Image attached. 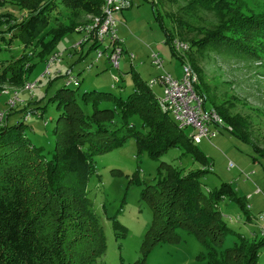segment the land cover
<instances>
[{
  "label": "rangeland",
  "instance_id": "obj_1",
  "mask_svg": "<svg viewBox=\"0 0 264 264\" xmlns=\"http://www.w3.org/2000/svg\"><path fill=\"white\" fill-rule=\"evenodd\" d=\"M151 1H159V5L153 8ZM225 1L248 18L264 17V0ZM55 9L59 11L62 7L57 4ZM156 11L164 27L170 29L173 26L167 16L181 19L189 24V29L193 31L191 35L198 40L206 38L209 30L217 24L211 11L192 6L189 0H132L130 8L124 10L122 15L113 17L116 20L115 33L122 40L120 48L123 50L118 69L110 68L106 60V54L111 50L103 49L108 45L107 41L96 48H89L91 42L75 48L84 37L76 31L65 34L52 47V52L39 62L37 57L41 54L40 47L50 39L45 33L54 30L55 25L48 21L39 41L29 42L19 38L17 28L10 29V25L25 19L27 12L9 0H0V127L23 122L24 126L19 131L22 136L40 149L44 157L50 158L54 152L56 120L63 111L55 99L59 89L66 87L69 92H73L75 105L84 114L91 115V99L87 96L84 98V94L92 91L109 92L112 96L126 100L133 91L132 74L146 83L165 74L181 80L183 65L172 54L170 46L165 45L164 32L153 17ZM58 20L67 26L69 20L82 23L87 18ZM234 48L231 44L219 42L215 49L223 53L231 52ZM200 51L201 47H192L184 60L189 62L199 79L197 86L206 96L205 107L211 110L214 106H223L233 118L245 120L248 141L240 140L229 132L225 124L217 127L219 133L213 140L202 139L199 145H195L197 151L208 160L206 165L195 161L181 146L171 148L157 160L151 159L146 152H139L133 137L122 142L114 151L92 157L95 171L90 174L85 193L94 204V214L102 226L106 245L105 255L95 264H207L204 259L198 260V256L206 251L204 247L182 227L175 229L177 238L174 241L156 244L147 252L142 249V241L153 225L152 207L148 201L142 200V192L146 186H155L165 171L176 175L204 168L207 172L200 176L199 185L205 195H209V191H219L226 185L228 191L230 189L236 197L246 200V208L250 206L248 210L245 208L248 214L226 195L220 201L218 211L222 220L235 233L223 237L222 248H231L237 242L238 234L250 241L247 243H258L260 238L264 239L261 229L263 220L259 218L264 215V159L254 154L255 144L264 150V57L260 56V60L250 63L235 55L228 57L212 51ZM98 52H103L99 59ZM55 54L59 55V60L48 63ZM153 54L163 61V68L152 66L150 57ZM130 55L134 57L131 60ZM14 61H18L17 65L22 69H27L32 63L35 65L28 75L23 76L25 81L21 84L13 85L2 77L7 69L4 65L9 64V68L13 69ZM16 70L11 74H15ZM11 74L8 72L6 75ZM70 77L79 84L69 81ZM28 83H35V88L30 92L25 88ZM150 89L156 99L162 97L163 89L159 85ZM15 92L19 102L10 107ZM114 118L120 121V118ZM128 118L135 130H144L145 124L140 117L133 114ZM183 132L188 136L194 130L187 127ZM77 162L83 163L80 158ZM162 163L169 165L170 170L168 167L163 168ZM229 163L232 166L227 170ZM251 172L254 173L250 175ZM247 175H250L249 179ZM163 185L170 189L172 184L167 182ZM164 197H160V201H164ZM258 264H264V246L259 250Z\"/></svg>",
  "mask_w": 264,
  "mask_h": 264
},
{
  "label": "trees",
  "instance_id": "obj_2",
  "mask_svg": "<svg viewBox=\"0 0 264 264\" xmlns=\"http://www.w3.org/2000/svg\"><path fill=\"white\" fill-rule=\"evenodd\" d=\"M189 1L192 6L211 11L217 19L216 26L209 30L206 38L196 39L191 35L193 31L189 29V24L181 19L167 16L173 24L168 29L164 27L157 11L153 15L164 32L165 45L170 46L172 54L181 64L195 46L201 47L200 53L212 51L222 56L235 55L250 63L260 60V56L264 57V17L248 18L239 9L234 10L231 3L229 5L225 0ZM9 2L27 12L25 19L10 25V29L17 28L19 38L29 42L39 41L48 21L55 25L54 30L45 33L50 39L40 47L41 54L37 59L41 62L65 34L76 31L88 22L75 23L69 20L66 26L58 18L100 16L103 0ZM57 4L63 10L57 11ZM156 4L159 5V1L150 3L153 8ZM176 39L189 45V52L185 56H179L171 46V42ZM219 42L231 44L235 48L231 52L219 53L215 49ZM17 64L18 61H14L13 69L9 68L11 65L5 64L7 69L2 75L13 85L24 82L23 76L28 75L35 66L32 63L27 69H22ZM16 68V73L11 74ZM8 72L11 75H6ZM132 77L133 91L126 100L112 96L109 92H86L83 97L91 99V115L84 114L75 105L73 92H69L66 87L59 89L55 99L63 111L56 120L54 152L50 158L44 157L40 149L22 136L19 131L24 126L23 122L0 127V264H95L103 257L105 237L94 214V204L85 193V186L90 174L95 171L92 157L114 151L130 137L135 139L139 152H146L151 159L157 160L171 148L181 146L195 161L208 164L206 157L197 151L190 138L177 129L171 116L161 111L148 82H143L135 74ZM197 83L195 91L206 102V96ZM211 109L220 116L224 126L231 128V133L240 140L248 141L245 120L233 118L223 106ZM133 114L144 122L142 132L135 130L129 122L128 117ZM114 117L120 118V121H115ZM254 154L264 159V150L256 144ZM79 158L83 163L77 162ZM163 164V168L168 167L170 170L169 165ZM165 172L155 186H146L142 192V200L149 202L153 215V225L142 241L145 252L156 244L174 241L177 238L175 229L182 227L195 236L206 250L202 256H198L200 261L204 259L207 264H258L259 250L264 246L263 238L258 243H247L250 241L238 234L237 242L231 248H222L223 237L234 231L225 226L218 211L219 203L226 195L248 214L245 199L236 197L230 189L227 190L226 185L219 191H209V195H205L199 185L200 176L207 172L204 168L189 170L186 174ZM167 182L172 184L170 189L163 185ZM162 196H165L164 201H160Z\"/></svg>",
  "mask_w": 264,
  "mask_h": 264
},
{
  "label": "built area",
  "instance_id": "obj_3",
  "mask_svg": "<svg viewBox=\"0 0 264 264\" xmlns=\"http://www.w3.org/2000/svg\"><path fill=\"white\" fill-rule=\"evenodd\" d=\"M132 0H103L101 4V15L100 16H88L87 23L78 27L76 32H80L84 35L83 40L77 43L74 47L83 46L87 42H91L89 48H96L97 45L105 44L104 50H110V53L106 54V60L110 64V68H119V58L123 55V50L120 48L122 40L119 39L115 33L114 16L120 14L124 10L131 7ZM171 46L179 56H185L189 52V45L183 41L174 40L171 42ZM103 52L97 53V59L102 57ZM59 55H54L48 63L56 62ZM159 56L153 54L150 57L152 66L157 68H163V61ZM134 58L130 55V60ZM47 63V64H48ZM182 79L175 80L169 74L163 75L148 82V87L153 88L155 85H159L163 89V95L157 99V103L162 112L166 113L167 116H171L174 120L177 129L184 131L185 128L190 127L194 130L193 133L189 134L191 143L199 145L202 139L207 141L213 140L219 133L217 127H222L223 122L218 114L215 113L214 109H207L203 96L195 91V85L198 82L197 75L193 73L191 65L185 61L183 64ZM115 82H118L116 77L112 78ZM77 85V80L69 78ZM79 84V83H78ZM28 92L35 88V83H28L25 86ZM19 102L18 94L14 93V98L10 101V107H14L15 103ZM21 103V102H20ZM29 115V114H28ZM27 115V118H28ZM230 132L231 128L226 127ZM232 166L229 163L227 170ZM254 172H251L252 175ZM247 175L246 178L249 179ZM250 206H247V210ZM263 220L264 215L259 216ZM262 235H264V226L261 227Z\"/></svg>",
  "mask_w": 264,
  "mask_h": 264
},
{
  "label": "crops",
  "instance_id": "obj_4",
  "mask_svg": "<svg viewBox=\"0 0 264 264\" xmlns=\"http://www.w3.org/2000/svg\"><path fill=\"white\" fill-rule=\"evenodd\" d=\"M118 15H122V12L120 14H118Z\"/></svg>",
  "mask_w": 264,
  "mask_h": 264
}]
</instances>
